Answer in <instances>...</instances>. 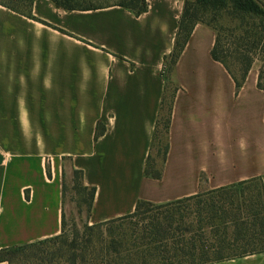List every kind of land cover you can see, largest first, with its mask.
<instances>
[{"label":"crops","instance_id":"0c3cea01","mask_svg":"<svg viewBox=\"0 0 264 264\" xmlns=\"http://www.w3.org/2000/svg\"><path fill=\"white\" fill-rule=\"evenodd\" d=\"M184 2L147 0L139 15L114 3L65 10L34 0L31 16L0 5V250L61 234L73 170L96 189L92 224L132 214L139 201L264 183L258 75L237 87L212 59L215 34L204 24L171 75L160 177L146 174ZM211 264H264V252Z\"/></svg>","mask_w":264,"mask_h":264},{"label":"trees","instance_id":"16d2710c","mask_svg":"<svg viewBox=\"0 0 264 264\" xmlns=\"http://www.w3.org/2000/svg\"><path fill=\"white\" fill-rule=\"evenodd\" d=\"M57 7L65 10L93 9L96 6H74L71 0H51ZM34 0H0V5L17 13L31 16ZM119 5L136 15L148 8L147 0H116ZM204 24L215 34L211 57L220 62L240 87L246 80L254 63H259L257 87L264 91V0H185L179 20L175 46L164 59L163 76L166 79L165 93L162 99L151 149L163 144V163L169 148V129L176 88L171 87V75L185 49L194 27ZM104 128L98 126L96 137L102 135ZM148 159L147 175H152ZM160 172V171H159ZM249 185L264 189V183L258 179L239 185L215 190L235 189L241 192L242 201L231 212H222L216 208L214 197L205 202L194 223L184 226V234L177 237L168 229L173 225L174 214L167 215L169 224L163 233L143 232L129 234L121 230L127 220L134 221L144 214L147 207L156 209L173 208L175 204L191 199H199L203 194L184 198L170 203L159 204L139 201L132 214L106 222L86 226L88 238L84 245L78 246L75 238L69 245V257L64 264H211L231 258L243 257L264 252V195ZM253 187V186H252ZM73 188L84 196V202L90 212L96 189L83 184V172L73 170ZM65 176L63 180V198ZM214 191L211 192V194ZM205 195H209L206 192ZM200 200V199H199ZM202 200L199 201V206ZM174 209V208H173ZM171 210V209H170ZM180 210V208L176 209ZM233 210H235L233 212ZM169 211V210H168ZM207 212L208 216L203 215ZM133 223V222H132ZM118 225V226H114ZM64 219L62 232L58 236L19 247L0 250V261L8 264H58L60 253L47 251L54 243L64 240Z\"/></svg>","mask_w":264,"mask_h":264},{"label":"rangeland","instance_id":"374dc122","mask_svg":"<svg viewBox=\"0 0 264 264\" xmlns=\"http://www.w3.org/2000/svg\"><path fill=\"white\" fill-rule=\"evenodd\" d=\"M116 0H71L70 4L74 6H100V5H108L115 3ZM259 71V63L256 62L253 64L250 76L251 78L256 77ZM163 144L164 141H161L159 147H155L153 150L152 158L154 162H150L149 169L152 175L159 174L162 164H163ZM251 188H255L256 191L258 189L261 191L262 195H264V189H261L259 186L249 185ZM253 186V187H252ZM212 191L208 192L209 195L203 194L199 199L202 200V203L199 206V199H191L189 201H182L179 204L173 205L174 209L171 208H162L156 209L154 207H147L144 214L136 218L134 221L127 220L124 222V225H121V230L126 233H130L131 231H136V234H142L143 232L147 233H155L158 235V232L163 233L165 229L169 227V218H166L167 215L174 214L171 218L173 221V225L168 232L171 234L176 235L177 237L182 236L184 234V226L187 223H194V231L197 232L196 229V221L197 216L200 213V209L206 206V203L210 201L212 197H214V204L216 208L222 209L220 215H223V211L226 214L231 212L232 208L236 207L241 201L242 198L241 192L235 189H224L218 192H214L211 194ZM159 204H154L157 206ZM180 208V210H176ZM171 209V210H170ZM169 210V211H168ZM235 210H233L234 212ZM207 217L208 214L205 212L203 215ZM63 219L65 223L64 227V241H58L54 243L53 247L47 248V251H54L55 254L59 253L58 250L63 251L64 253H60L59 256L61 257L57 260L58 264H64V261L69 257L70 243L76 238L77 245L83 246L85 241L88 238V232H91L86 229V226H92L93 224L90 223V212L87 209V204L84 202V196L79 194L73 188V174L67 173L65 178V191H64V198H63ZM133 222V223H132ZM118 226V225H114ZM92 235L97 234V230L91 232ZM143 235V234H142Z\"/></svg>","mask_w":264,"mask_h":264}]
</instances>
